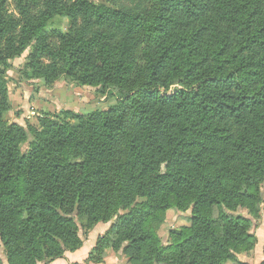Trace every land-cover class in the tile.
I'll use <instances>...</instances> for the list:
<instances>
[{"label": "trees", "instance_id": "trees-1", "mask_svg": "<svg viewBox=\"0 0 264 264\" xmlns=\"http://www.w3.org/2000/svg\"><path fill=\"white\" fill-rule=\"evenodd\" d=\"M56 16L67 32L48 27ZM31 47L22 81L67 78L115 89L118 103L12 122L9 72ZM263 194L264 0H0L8 264L63 259L83 248L80 229L114 220L84 264L119 252L128 264H242ZM191 208L163 245L162 217Z\"/></svg>", "mask_w": 264, "mask_h": 264}, {"label": "rangeland", "instance_id": "rangeland-1", "mask_svg": "<svg viewBox=\"0 0 264 264\" xmlns=\"http://www.w3.org/2000/svg\"><path fill=\"white\" fill-rule=\"evenodd\" d=\"M107 2V0H101ZM11 11L15 10L14 4L9 7ZM70 21L66 17L56 16L50 23L49 28L67 32L69 30ZM34 47L29 48L24 55L13 62V66L9 72V96L11 100V111L9 117L12 122L23 126L28 130L29 126L38 127L39 118L46 115H55L64 110L73 112H90L103 110L107 106L116 105L119 100V94L115 89L106 90L103 93L100 88L82 87L74 83L72 80L62 78L54 84L44 85L42 81L34 83L22 81L21 71L24 69L28 57L32 53ZM33 140V136L29 134V141ZM264 198V194H263ZM262 219L254 222L251 233L257 237V245L251 253H242L238 255L239 261L241 257L251 259L255 256L259 241L264 242V210L262 211ZM219 210L214 208V217L218 218ZM192 217V208L186 212L172 209L169 213L162 217L161 222L157 224V232L163 245L167 246L170 239L169 235L172 230H180L184 226H190V218ZM116 220L108 224H99L91 232L82 229L79 236L84 241V248L87 250L92 243L97 242L98 238L103 236ZM261 239V240H259ZM264 254V246H263ZM0 258L3 264H8L4 246L0 240ZM264 260H260L257 264H262ZM108 264H128V260L122 255V252L112 253L106 259ZM41 264V263H40ZM228 264H237L229 262Z\"/></svg>", "mask_w": 264, "mask_h": 264}, {"label": "crops", "instance_id": "crops-1", "mask_svg": "<svg viewBox=\"0 0 264 264\" xmlns=\"http://www.w3.org/2000/svg\"><path fill=\"white\" fill-rule=\"evenodd\" d=\"M95 244H96V241L92 243L87 250H85L84 248L85 245H84L83 248H81L80 250L76 252H73V253L67 252L63 259H58L49 264H84L85 260L88 258L90 251L94 248ZM263 246H264V242L259 241V245L257 247L255 256L251 259H248L249 261H247V257H244V256L241 257L240 260L248 264H257L258 261L262 259L264 260ZM41 264H45V263H41ZM105 264H108V263L105 261Z\"/></svg>", "mask_w": 264, "mask_h": 264}]
</instances>
